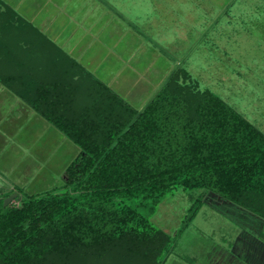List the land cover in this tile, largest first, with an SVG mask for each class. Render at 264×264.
<instances>
[{"label": "trees", "instance_id": "1", "mask_svg": "<svg viewBox=\"0 0 264 264\" xmlns=\"http://www.w3.org/2000/svg\"><path fill=\"white\" fill-rule=\"evenodd\" d=\"M93 79L83 113L26 97L80 150L60 186L0 196V264H162L173 236L151 215L177 187L201 189L184 226L206 203L264 240L261 128L182 66L142 109Z\"/></svg>", "mask_w": 264, "mask_h": 264}, {"label": "crops", "instance_id": "2", "mask_svg": "<svg viewBox=\"0 0 264 264\" xmlns=\"http://www.w3.org/2000/svg\"><path fill=\"white\" fill-rule=\"evenodd\" d=\"M148 15L153 18L147 13L138 17L148 19ZM140 28L125 16L116 0H1V193H37L28 192L37 187V173L42 167L52 170L58 157L63 179L67 164L80 150L27 102L29 93L44 101L64 102L68 111L83 113L101 93L99 86H94L93 78H97L138 109L148 103L147 94L156 89L164 75L167 79L174 65L167 60L165 68L151 72L156 55L152 41ZM41 140L53 141L54 145L45 157L37 154ZM58 149L64 156L68 149L77 151L64 158L55 155ZM239 226L229 236V244H212L199 263L197 257L193 262L173 254V246L162 264H264V240L257 235L258 229L248 224Z\"/></svg>", "mask_w": 264, "mask_h": 264}, {"label": "rangeland", "instance_id": "3", "mask_svg": "<svg viewBox=\"0 0 264 264\" xmlns=\"http://www.w3.org/2000/svg\"><path fill=\"white\" fill-rule=\"evenodd\" d=\"M116 4L152 41L150 46L156 57L151 72L166 66L167 60L173 63L174 69L179 66L188 69L201 89L215 91L264 131V0H116ZM144 13L152 14L153 18L148 15V19L140 20L138 16ZM123 22L129 21L123 19ZM159 53L162 56H157ZM165 76L147 94V101L162 86ZM50 142L41 140L37 154L45 157L44 153L54 147L53 141ZM68 143L78 149L70 140ZM56 151V156L69 158L77 150L68 149L65 156L63 150ZM60 160L58 157L52 170L42 167L37 173V187L29 188L28 192L63 184ZM200 191L177 187L151 215L155 224L173 236L172 253L193 262L197 257V263L212 244H229V236L240 229L234 219L206 203L187 227L184 226L189 207ZM14 192L17 196L8 203L20 204L24 194ZM2 195L5 193L0 192Z\"/></svg>", "mask_w": 264, "mask_h": 264}, {"label": "water", "instance_id": "4", "mask_svg": "<svg viewBox=\"0 0 264 264\" xmlns=\"http://www.w3.org/2000/svg\"><path fill=\"white\" fill-rule=\"evenodd\" d=\"M16 196H17V192H13V193H11L10 195H8V196L4 199V205H7L8 202H9L11 199L15 198Z\"/></svg>", "mask_w": 264, "mask_h": 264}]
</instances>
